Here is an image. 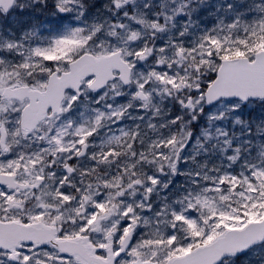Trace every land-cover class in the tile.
Listing matches in <instances>:
<instances>
[{"label":"snow or ice","instance_id":"6c2138e0","mask_svg":"<svg viewBox=\"0 0 264 264\" xmlns=\"http://www.w3.org/2000/svg\"><path fill=\"white\" fill-rule=\"evenodd\" d=\"M0 264H264V0H0Z\"/></svg>","mask_w":264,"mask_h":264}]
</instances>
